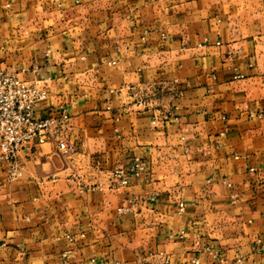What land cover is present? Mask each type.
I'll use <instances>...</instances> for the list:
<instances>
[{
	"label": "crops",
	"instance_id": "1",
	"mask_svg": "<svg viewBox=\"0 0 264 264\" xmlns=\"http://www.w3.org/2000/svg\"><path fill=\"white\" fill-rule=\"evenodd\" d=\"M0 68L77 147L0 164V264H264V0H0Z\"/></svg>",
	"mask_w": 264,
	"mask_h": 264
},
{
	"label": "built area",
	"instance_id": "2",
	"mask_svg": "<svg viewBox=\"0 0 264 264\" xmlns=\"http://www.w3.org/2000/svg\"><path fill=\"white\" fill-rule=\"evenodd\" d=\"M34 70L38 71L37 68ZM132 95H137V91H133ZM48 96L49 91L45 85L0 68V164L4 166L9 180L22 175L21 153L31 145L52 142L65 156L72 157L77 153V147L70 136L71 113L66 105L58 106L46 116L35 114L36 105ZM137 99L138 102L143 101L141 97ZM146 168L145 159L134 155L127 166L115 168L112 175L118 186H124L129 184V175L139 176ZM194 262L199 264L198 259ZM153 264H171V260L160 252Z\"/></svg>",
	"mask_w": 264,
	"mask_h": 264
}]
</instances>
